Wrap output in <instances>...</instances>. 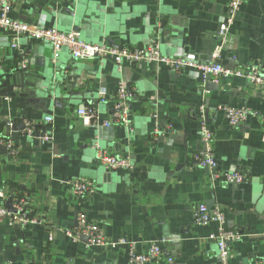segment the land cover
<instances>
[{
	"label": "crops",
	"instance_id": "crops-1",
	"mask_svg": "<svg viewBox=\"0 0 264 264\" xmlns=\"http://www.w3.org/2000/svg\"><path fill=\"white\" fill-rule=\"evenodd\" d=\"M72 1L10 0V17L66 32L59 17ZM227 2L83 0L95 22L87 38L79 35L94 45H107L108 37L119 48L157 42L167 57L195 55L210 63ZM12 42L0 32V145L8 146L0 153V208L10 197L13 204L22 199L41 224L0 218V264H129L130 247L147 252L153 244L162 256L151 264H219L208 239L217 225L195 222L199 204L221 208L227 228L241 235L231 245V264H264V87L227 76L211 80L217 89L208 92L194 69L176 74L155 63L124 62L119 72L111 59L79 61L66 50L53 61L51 48L29 36L16 41L18 49ZM219 64L264 73V0L245 1ZM120 80L131 94L130 127L113 126L98 140L96 126L82 127L77 110L96 106L100 119L109 120ZM241 107L250 111L243 128L230 127L221 109ZM200 108L213 134L215 171L192 165L201 148ZM23 122L25 131H11ZM42 132L45 138L35 137ZM95 144L128 158L134 170H106ZM226 172L245 180L226 185ZM81 182L93 192L76 196L73 185ZM80 213L100 226L105 246L73 237Z\"/></svg>",
	"mask_w": 264,
	"mask_h": 264
},
{
	"label": "built area",
	"instance_id": "built-area-1",
	"mask_svg": "<svg viewBox=\"0 0 264 264\" xmlns=\"http://www.w3.org/2000/svg\"><path fill=\"white\" fill-rule=\"evenodd\" d=\"M246 0H228L225 15L219 25L217 40L218 44L215 47L211 58L212 62L205 63L200 61L195 55L185 57H167L162 54L159 43L153 42L143 47L137 48H119L117 50L108 48L106 45H94L87 43L81 39L79 33H65L57 28H38L28 24L15 22L10 17L11 2L10 0H0V32L11 35L14 42L11 43L12 49H18L17 40L22 36H29L51 48L53 61L58 57L63 50L69 52L75 60L85 61L99 59H111L121 72L124 62L130 63H155L168 68L173 73H180L185 69H194L198 72V77L202 85L208 80L217 81L220 77H238L244 78L254 85L264 87V73L256 67H251L245 70L230 71L224 69L219 64L223 45L226 42L231 29L234 26L237 15L243 7ZM20 69L27 68V62L19 63ZM3 68V61L0 59V70ZM131 97L126 84L119 81L116 87V102L114 104V113L109 120H101L100 114L96 106H83L77 110V117L82 127L102 126L105 128L121 125L130 127V111L128 101ZM104 95H101L100 102L104 103ZM225 119L230 127H237L239 124H244L250 115V111L245 108H223L221 109ZM199 121V145L200 151L192 158V165L199 168H207L215 171L218 166V161L213 152V134L208 126V122L204 117V109L196 115ZM47 122L51 118H46ZM97 151V159L101 165L109 171L124 170L131 172L134 170V165L130 163L128 158H117L107 154L97 144L94 145ZM223 180L226 185L238 187L245 180V175L238 172H226L223 174ZM93 189L89 183L81 182L73 185V193L76 196L82 197L91 194ZM16 213L11 214L3 207L0 208V218L12 217V221L21 224L34 223L41 224V221L32 217L27 211V205L24 200L18 199L12 206ZM194 220L197 224L206 225L214 222L217 225L215 233L208 236V239L214 241L217 249V258L219 264H231L233 253L231 245L238 241L241 235L237 231L230 230L226 226V218L218 206L211 208L205 204H199L194 211ZM73 237L87 238L88 245L105 246L107 241L103 236L100 226L96 223L88 221L87 216L83 213L77 215V229L72 234ZM162 256V250L159 245L153 244L147 252L138 251L132 246L128 250L129 264H151ZM171 262V260H168ZM243 264V263H240ZM258 264V263H256Z\"/></svg>",
	"mask_w": 264,
	"mask_h": 264
},
{
	"label": "water",
	"instance_id": "water-1",
	"mask_svg": "<svg viewBox=\"0 0 264 264\" xmlns=\"http://www.w3.org/2000/svg\"><path fill=\"white\" fill-rule=\"evenodd\" d=\"M72 5L70 7H68L64 14L65 16L63 17H59L60 22L65 26L66 28V32L65 33H70V32H77V33H81L85 38H87V36L89 35V30L94 29V25H92V23H94L95 21H93L90 17L89 12H85L83 10V0H74L72 1ZM52 15L54 17H56L55 13H52ZM99 19V17H98ZM99 23V21L97 22ZM95 23V24H97ZM100 26V25H99ZM95 29H99L98 27H96ZM99 33V31H98ZM99 36V35H98ZM100 36L104 37V34H100ZM105 41H106V46L108 48H113L115 50L119 49V47H117L115 45V43L113 41H111L110 38L105 37ZM103 45V44H101ZM48 60V59H47ZM204 89L205 91L211 92L217 89V84H214L213 82H211L210 80H208L205 84H204ZM114 113H116V111H112L111 115H113ZM204 117L205 120L208 121V113L205 112L204 113ZM238 128H243V124H239L237 126ZM27 129V126L24 124H21L17 127H15V125H11V131H25ZM112 127L110 128H103V127H96V133L94 134V137L97 138L98 140H100V135L105 133V132H111L112 131ZM35 137H39V138H45V132H42L40 135H35ZM2 137H0V143L4 140ZM7 145L6 144H1L0 145V153L1 154H6L8 152L7 150ZM235 187V186H234ZM15 200V199H14ZM12 201H13V197H10L9 199H7V201L4 203V207L6 209L7 212L14 214L16 213V210L12 207ZM82 241H84L85 243L88 244L87 238L82 237L81 238Z\"/></svg>",
	"mask_w": 264,
	"mask_h": 264
}]
</instances>
